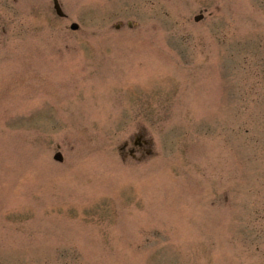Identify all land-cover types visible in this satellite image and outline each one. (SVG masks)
<instances>
[{"label":"rangeland","instance_id":"374dc122","mask_svg":"<svg viewBox=\"0 0 264 264\" xmlns=\"http://www.w3.org/2000/svg\"><path fill=\"white\" fill-rule=\"evenodd\" d=\"M59 2L0 0V264H264V0Z\"/></svg>","mask_w":264,"mask_h":264},{"label":"water","instance_id":"95a60500","mask_svg":"<svg viewBox=\"0 0 264 264\" xmlns=\"http://www.w3.org/2000/svg\"><path fill=\"white\" fill-rule=\"evenodd\" d=\"M56 7H57V10H58V13H59L60 15H64V12L62 11V8L60 7L58 1H56ZM198 19H200V17H197V20H198ZM72 27H73V29H77V28H78V24H73ZM56 159H58V160H60V161H63V156H62V154H61V153H58V154L56 155Z\"/></svg>","mask_w":264,"mask_h":264},{"label":"flooded vegetation","instance_id":"af4514ba","mask_svg":"<svg viewBox=\"0 0 264 264\" xmlns=\"http://www.w3.org/2000/svg\"><path fill=\"white\" fill-rule=\"evenodd\" d=\"M143 141H145V140H143ZM143 141H142L141 138H139V142H138V144L143 145V143H142Z\"/></svg>","mask_w":264,"mask_h":264}]
</instances>
